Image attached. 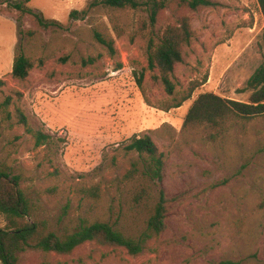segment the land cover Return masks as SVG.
Listing matches in <instances>:
<instances>
[{
  "label": "rangeland",
  "instance_id": "374dc122",
  "mask_svg": "<svg viewBox=\"0 0 264 264\" xmlns=\"http://www.w3.org/2000/svg\"><path fill=\"white\" fill-rule=\"evenodd\" d=\"M15 1L0 0V167L19 177L28 219L60 235L105 221L140 238L152 203L135 204V193L148 185L150 202L160 189L168 198L165 230L140 253L89 240L64 254L29 248L19 264H264V115L183 128L202 93L249 100L248 79L264 61L258 1L213 0L193 10L166 0L154 27L146 5L31 0L44 27ZM186 16L193 34L169 94L160 69L149 66V41ZM21 51L34 64L24 79L12 74ZM195 81L204 83L172 107ZM38 132L49 139L37 144ZM145 134L163 153L161 180L144 175L147 155L127 149Z\"/></svg>",
  "mask_w": 264,
  "mask_h": 264
},
{
  "label": "trees",
  "instance_id": "16d2710c",
  "mask_svg": "<svg viewBox=\"0 0 264 264\" xmlns=\"http://www.w3.org/2000/svg\"><path fill=\"white\" fill-rule=\"evenodd\" d=\"M31 0L13 2V7L21 15H33L41 25L47 27L44 18L28 3ZM264 16V0H257ZM180 5H186L193 10L201 7L214 6L213 0H179ZM146 5L149 12L150 24L154 27L160 12L168 6L166 0H92L91 6H104L112 8H137ZM193 29L188 16L183 17L178 25H169L156 38L149 41V66L158 67L166 91L173 94L175 84L171 79L176 63L183 59V47L191 42ZM97 39L106 44L114 52L113 40H107L100 35ZM32 60L21 51L14 59L12 74L16 78H26L33 68ZM204 82L195 81L182 99L172 107L181 106L182 102L192 96L193 91ZM247 88L252 90L248 101L224 98L213 92H205L198 96L189 109L184 121V129L203 127L210 130L225 128L233 119L250 120L256 116L264 115V61L254 71L247 82ZM170 106V107H171ZM21 122H26V117L21 114ZM37 144L49 139V135L38 132ZM127 149L139 154L147 155V164L144 175L150 180H161L164 170L163 153L149 134L135 136ZM153 198L150 186H143L134 195L137 205H150L148 232L140 238L128 236L119 228L109 222L98 221L85 223L74 232L60 235L48 230L45 222L28 219L31 214V202L20 185L17 175L6 167H0V214L6 220L5 227L0 229V261L2 264H19L20 254L29 248L42 249L46 252L69 253L78 245L97 240L101 243L124 246L130 253L137 254L143 250L144 244L154 235H160L166 228V213L168 198L163 189H160L159 199L150 202Z\"/></svg>",
  "mask_w": 264,
  "mask_h": 264
}]
</instances>
